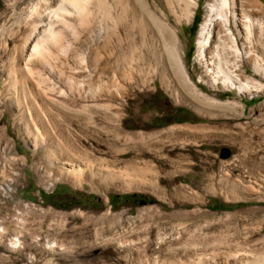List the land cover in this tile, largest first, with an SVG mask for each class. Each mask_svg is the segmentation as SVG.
I'll list each match as a JSON object with an SVG mask.
<instances>
[{
	"label": "rangeland",
	"instance_id": "1",
	"mask_svg": "<svg viewBox=\"0 0 264 264\" xmlns=\"http://www.w3.org/2000/svg\"><path fill=\"white\" fill-rule=\"evenodd\" d=\"M134 1L135 11L122 14L111 49L118 82L112 129L81 121L17 124L22 114L36 113H21L12 101L39 90L65 102L51 100L50 113L40 110L50 118L98 117L104 103L76 90L57 97L34 77L23 87L16 74L7 78L9 64L0 58V264H264V0H236L238 16L261 27L246 32L242 22H230L216 56L211 39L202 56L197 42L217 1L184 0L192 1L190 13L172 23L176 42L163 49L164 64L143 63L155 94L133 107L139 122L130 124L122 121L126 97L120 91L141 67L133 15L158 11L155 0ZM35 5L42 8L43 2L0 0V30L25 27ZM161 9L169 13L166 4ZM101 25L92 22L84 35ZM254 55L259 73L251 67ZM217 62L240 71L246 92L212 83ZM65 73L86 80L81 70ZM132 82L133 92L140 89L141 82ZM59 86L65 88L64 82ZM194 87L228 106H210V113L198 107L190 94Z\"/></svg>",
	"mask_w": 264,
	"mask_h": 264
},
{
	"label": "bare ground",
	"instance_id": "2",
	"mask_svg": "<svg viewBox=\"0 0 264 264\" xmlns=\"http://www.w3.org/2000/svg\"><path fill=\"white\" fill-rule=\"evenodd\" d=\"M41 1L43 2L42 8L39 7L40 5H35L33 9H31L32 12L27 15L26 20L28 21L25 27H14L12 25L1 27L0 58L2 60L5 59L6 63L9 64L7 78H11L16 74V76L22 79V86L24 87V85L26 86L25 82L27 79L34 77L36 83L43 86V89L55 91L57 97L63 99H66L68 96H74L73 90L78 92V96L82 92L90 93L94 98L95 104L101 105V102L104 103L101 107L105 108V113L103 115H98V117L90 115L88 118H83V120L73 118L62 120L57 117L50 118L43 115L40 110L45 109L50 113L51 109L49 105L51 104V100L61 105L65 102L54 98H45L44 94L46 92L39 90L35 92L36 96L31 94L28 98L25 96L21 100L17 99L12 101V103L22 108H20L22 110L21 113L29 111H35L36 113L34 118L22 114V116L19 117L20 120L16 123L24 125V127H29L31 125L45 127L57 126L60 121L67 122V124L79 123L81 121L84 124L106 128L108 130L112 129L118 116V111L113 104L117 95L116 91H118V82L116 78V63L112 64V59L114 58L112 57L111 49L114 37L118 31L117 25H119L122 19V14L126 9L128 10V8L135 11L133 7L135 1L130 0L132 1L131 4H128V0ZM182 1L184 2L183 5ZM216 1V3L210 6L208 17L205 19L206 21L203 23L199 32L197 45L200 56L204 54V50L210 39L214 43L212 54L214 56L217 55L220 37L224 34L231 33L229 29L230 22L234 24H236L237 21H240V23L242 22L241 24L246 29V32L249 31V27H254L256 25L259 28L261 27L260 23L257 22L258 20H250L246 16L240 14L238 16L235 11L236 0ZM154 3L158 7L157 13L155 12L156 14L148 13L145 15L140 13L138 16L135 14L133 15L135 16L134 21H136L139 26L138 34L141 40L135 58L138 63H141V67L139 68L136 79L132 77L127 87L120 91V95L126 97L124 105L126 115L122 120L124 123H138L139 121H137L133 115V107L142 104L145 99L155 94L150 87L149 73L147 72L146 74L145 70V72H143V63L147 64L146 61L151 59V61L155 62L156 66L164 64L163 49L170 43L174 46L176 42L172 23L177 22L181 16L190 13L192 1L155 0ZM163 4L168 6L169 13L161 9ZM227 6L229 8L228 11H224V8ZM117 9L120 10L119 14H115V10ZM94 21H98L101 24L104 23L105 26L101 25L95 34L85 36L84 31L87 30L86 28L88 25ZM244 21L248 24H243L245 23ZM166 29L170 32V37H167L168 35L166 36ZM63 32L68 33L69 39L65 40L63 38ZM217 40H219L218 44ZM248 41L250 44L249 38ZM50 49H54L55 53H52ZM101 52H104V57ZM134 53L126 56L131 59ZM251 54L250 49L245 51L246 57ZM250 61L252 70L255 73H259L260 63L257 56L254 55L250 57ZM221 64L217 62L213 67L211 75L212 83L216 84L217 82H221L227 88L235 89L239 93L246 92L249 87L243 82L240 71L237 68H227L228 66L225 67ZM57 65L59 66L58 68H56ZM65 68L70 70L73 74L80 70L83 71L86 80L82 78L76 79L70 74L66 75ZM107 70L109 72L111 70L108 77L105 75ZM160 73L164 75V68ZM121 74L123 77L127 75L124 72ZM60 81L64 82L65 88L59 86ZM132 81H135V83L138 82V84L141 82L139 84L140 89H134L133 92ZM94 85L99 91H105V99L100 98V93H97L98 91H95L96 93L94 92ZM15 91H17L16 88ZM201 91L195 87L190 91L198 107L205 108L210 113V106L214 107L215 105L220 109L228 106L227 103H221L219 100ZM132 95H134V98ZM28 104L29 106L27 107ZM73 166H70V171H73Z\"/></svg>",
	"mask_w": 264,
	"mask_h": 264
}]
</instances>
